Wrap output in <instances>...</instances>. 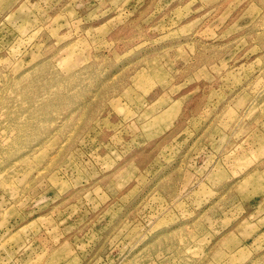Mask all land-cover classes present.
<instances>
[{"label": "rangeland", "instance_id": "obj_1", "mask_svg": "<svg viewBox=\"0 0 264 264\" xmlns=\"http://www.w3.org/2000/svg\"><path fill=\"white\" fill-rule=\"evenodd\" d=\"M0 264H264V0H0Z\"/></svg>", "mask_w": 264, "mask_h": 264}]
</instances>
